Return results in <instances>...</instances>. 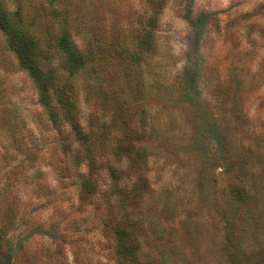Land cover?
<instances>
[{
	"label": "rangeland",
	"instance_id": "374dc122",
	"mask_svg": "<svg viewBox=\"0 0 264 264\" xmlns=\"http://www.w3.org/2000/svg\"><path fill=\"white\" fill-rule=\"evenodd\" d=\"M162 2L0 0L80 123L0 28V264H118V226L141 264H264V0ZM82 139L100 175L84 201Z\"/></svg>",
	"mask_w": 264,
	"mask_h": 264
},
{
	"label": "trees",
	"instance_id": "16d2710c",
	"mask_svg": "<svg viewBox=\"0 0 264 264\" xmlns=\"http://www.w3.org/2000/svg\"><path fill=\"white\" fill-rule=\"evenodd\" d=\"M163 0H150V4L153 9L152 17H155L159 14V12L163 8ZM151 17V18H152ZM64 21L61 23L63 24ZM148 25H151L149 22ZM0 28L8 36V41L12 47V49L18 54V57L23 64V66L29 71V73L37 80L39 83L43 98L45 102H49V92L52 90L54 94L57 96L58 107L61 108L62 113L65 114V118L67 122L71 123L74 129H79L80 123L76 120V106L74 102L73 94L71 93V86L68 83L61 84V79L54 72L52 67L48 69H43L40 64V53L38 48H35V40L33 37L26 36L22 34L20 31L14 29L12 24L6 17L4 13L0 11ZM68 29H64L60 32L58 36V45L60 46L63 53L66 55L65 65L66 69L73 73L75 72L79 66L84 64V59L81 56V52L74 45V40L70 35H68ZM37 49V50H36ZM39 53V54H37ZM42 55H45L42 52ZM47 70V71H45ZM242 101H239L237 104H240ZM235 114L241 115L243 113L242 108L235 109ZM84 138V137H83ZM84 142V143H83ZM85 141L82 139V145L74 154V162L73 165L79 167L83 165V161L88 156L91 163L88 162V173L80 174V200L84 201L89 198L97 189L98 183L100 182V175L97 171V165L92 159L91 153L89 155H85L87 153L85 150L89 149V144H87V149L85 148ZM72 149V143L65 144V150L69 151ZM93 149H89V152H92ZM237 192L244 198L247 195V191L245 188H237ZM247 199V198H246ZM117 239H118V254L120 255V260L118 264H141L139 262L138 255V243L135 239H133L128 230L125 227L118 226L117 227ZM4 236L3 234L0 236ZM3 239V238H2ZM3 241V240H2ZM4 242H2L3 244ZM8 244V243H7ZM6 247V246H5ZM10 251V250H9ZM11 260V258H10ZM254 262H252L253 264ZM256 264H262L257 263Z\"/></svg>",
	"mask_w": 264,
	"mask_h": 264
}]
</instances>
